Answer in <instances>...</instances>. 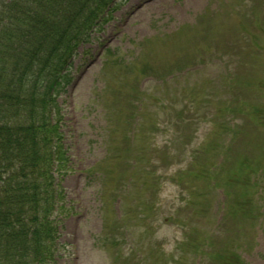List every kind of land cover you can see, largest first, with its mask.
<instances>
[{"label": "rangeland", "instance_id": "rangeland-1", "mask_svg": "<svg viewBox=\"0 0 264 264\" xmlns=\"http://www.w3.org/2000/svg\"><path fill=\"white\" fill-rule=\"evenodd\" d=\"M247 5L261 7L264 0H118L111 20L78 46L68 70L72 83L58 99L70 163L67 173L56 180L65 195L60 203L64 213L56 214L62 248L53 251L48 264H202L187 244L212 234L217 242L220 238L238 241L234 248L245 264H264V174L257 178L253 198L249 197L252 215L248 219L229 216L223 190L190 178L185 182L189 158L210 139L207 127L200 123L192 129L195 138L189 148L184 140L169 151L164 147L179 122L172 107L182 109L208 100L221 94L220 85H231L248 96V104L253 100L264 104V90L249 91L250 82L264 79V50L261 61H255L256 50L243 41L235 26L244 13L241 6ZM246 28L252 31V25ZM136 59L152 71V77L133 82L141 74L127 73L119 65L120 61L126 67ZM185 67L191 70L177 76L181 79L171 77ZM135 86L145 98L140 131L123 123L136 105L129 93ZM134 133L139 137L133 144L136 154L130 156L136 159L144 154L152 160L159 176L152 178L158 183L155 198L146 194L142 177L134 178L135 187H129L128 177L121 179L127 174L122 160L126 158L116 148L123 134L132 138ZM259 145L264 148V139L250 147L252 158L258 155ZM234 148L236 156L243 153L241 145ZM155 151L157 160L152 156ZM169 153L174 157L167 161ZM201 160L215 163L204 151ZM103 173L111 175L109 187L103 183ZM232 192L233 199L241 197L236 188ZM141 200L153 205L147 215Z\"/></svg>", "mask_w": 264, "mask_h": 264}, {"label": "trees", "instance_id": "trees-1", "mask_svg": "<svg viewBox=\"0 0 264 264\" xmlns=\"http://www.w3.org/2000/svg\"><path fill=\"white\" fill-rule=\"evenodd\" d=\"M117 2L0 0V264H48L54 256L53 251L62 248L56 214L60 210L61 216L64 213L60 203L65 200V195L56 180L58 175L67 173L70 158L64 145L62 107L58 99L72 83L68 70L78 46L88 41L94 30L111 20ZM241 8L244 13L236 16L239 19L235 21L240 30L237 33L248 46L256 49V55H260L264 50V6ZM248 25H252V31L246 28ZM139 61L127 62L126 67L119 61L127 73L134 70L132 74H141L133 82L152 72L143 62L139 65ZM186 68L178 70L183 73ZM250 83L253 86L249 91L264 90V79ZM194 86L198 88L197 84ZM219 88L221 94L212 95L208 100L186 104L182 109L172 107L179 122L175 124L174 136L164 147L169 151L170 146L184 140L189 148L194 135L187 134V130L195 132L192 129L200 123L205 125L210 139L207 143L202 142L192 154L193 158H189L185 182L189 183L190 178L223 190L225 212H229V216L237 214L248 219L252 215L249 197L253 198L256 190L255 177L264 171V148L259 145L258 155L253 158L249 155L254 141L261 143L264 139V104L255 100L248 104L249 97L232 90L231 85H220ZM129 93L136 105L132 116L123 123L142 128L144 95L136 86ZM199 109H202L200 113ZM123 137V142L120 141L116 148L125 152L126 158L122 160H125L123 166L127 174L121 179L128 177L129 187H135L134 178L142 177L146 181V194L151 193L155 198L158 183L152 178L159 176L151 165L152 160L144 154L136 159L130 156L135 153L133 144L139 134L134 133L132 138L123 134ZM236 144L243 148V153L238 154L240 157L234 151ZM203 151L215 161L214 164L202 163ZM157 155V151L153 152V160H157ZM173 157L169 153L167 161ZM126 161H131V166L125 165ZM233 161L234 167L229 168ZM103 179L109 187L111 175L103 173ZM234 188L241 192V197L236 196V200L233 199ZM106 195L111 196L104 193ZM141 206L143 213L154 209L147 200H141ZM125 214L128 213L125 211ZM155 216L156 213L152 218ZM187 245L198 254L202 264H245L240 252L234 248L240 243L232 239L220 238L217 242L212 234L197 242L193 238ZM146 263L140 261V264Z\"/></svg>", "mask_w": 264, "mask_h": 264}]
</instances>
